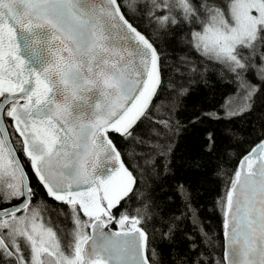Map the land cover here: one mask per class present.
<instances>
[{
    "label": "snow or ice",
    "instance_id": "obj_1",
    "mask_svg": "<svg viewBox=\"0 0 264 264\" xmlns=\"http://www.w3.org/2000/svg\"><path fill=\"white\" fill-rule=\"evenodd\" d=\"M142 5L161 26L197 27L189 29V47L226 64L244 92L241 111L251 107L258 89L245 74L264 82V0H231L227 13L208 0L200 7L190 0H0V264H165L156 241L171 249L176 222L195 217L177 181L166 198H179L183 210L149 229L154 201L138 192L139 169L167 178L171 161L158 162L173 150L157 130L170 132L172 124L153 119L165 87L161 55L122 11ZM181 61L186 71L177 75L199 71L195 61ZM167 87L178 96L189 91L183 83ZM146 122L155 139L145 138ZM133 200L143 208L133 210ZM221 203L223 259H206L200 245L212 242L201 230L199 243L185 235L187 252L171 264H264V132L245 150ZM112 224L119 230L105 231Z\"/></svg>",
    "mask_w": 264,
    "mask_h": 264
},
{
    "label": "trees",
    "instance_id": "obj_2",
    "mask_svg": "<svg viewBox=\"0 0 264 264\" xmlns=\"http://www.w3.org/2000/svg\"><path fill=\"white\" fill-rule=\"evenodd\" d=\"M212 1L216 3L222 0H208V3L222 12H228L231 0H226L223 6ZM125 2L128 0H118V3ZM190 3L200 7L201 0H190ZM122 10L129 21L151 40L161 55L165 87L159 90L156 104L160 107L154 109L156 116L153 119L169 120L172 124V130L167 133L166 130L157 128L160 132L159 142L173 145L168 160L158 162L159 166V163H167L170 160V174L163 178L153 175L145 168L139 169L141 184L138 192L144 194L141 199L154 201L149 212L153 219L148 221V228L151 229L153 223L162 217L180 215L183 208L179 198H176L175 203L169 202L166 198V193L172 195V185L179 181L188 189L196 215L193 217L188 214L176 222L178 228L171 249L167 245H161L159 240L156 241L157 249L162 250L165 264H171L172 260L177 259L178 254L187 252L185 235L195 236L199 243L198 233L202 230L212 243L208 244L207 241L202 243L201 251L205 252L206 259L219 261L223 259L224 208L221 202L215 200L219 196L224 197L228 182L233 179L245 150L257 139L258 134L264 132V82L260 83L261 80L252 72L245 74L246 79L258 90L249 101L251 107L247 111H241L244 106V92L238 87L235 74L226 64L204 58L189 47L187 43L189 29L199 30L197 27L188 22L179 26H161L154 20L150 21L143 5L134 13L126 12L124 8ZM178 11L177 7L171 15L176 16ZM181 57L195 61L199 71L191 77L177 75V68L181 72L186 71ZM189 79L192 80L191 84L188 83ZM170 82L178 85L183 83L189 88L188 94L178 96L167 87ZM225 106L233 109L237 116L231 118L218 116ZM193 120L197 122L193 123ZM142 130L148 134L146 139H155L147 122ZM209 134L213 138L212 141L209 140ZM130 163L132 167H136L138 161L131 160ZM32 186L37 187L34 178ZM48 203L51 204V201ZM131 208L133 210L143 208V205L140 200H133ZM62 226L72 227L68 224ZM156 226L159 228V223H156ZM86 231L88 233V229Z\"/></svg>",
    "mask_w": 264,
    "mask_h": 264
},
{
    "label": "bare ground",
    "instance_id": "obj_3",
    "mask_svg": "<svg viewBox=\"0 0 264 264\" xmlns=\"http://www.w3.org/2000/svg\"><path fill=\"white\" fill-rule=\"evenodd\" d=\"M227 1L226 0H222V1H220V2H216L215 3V1L213 2L212 1V3H214V4H217V5H219V6H223L225 3H226ZM262 81H260V83H261ZM232 111H234L233 109H231L230 107H228V106H225L223 109H222V111H220V113H218L217 115L219 116V115H222L223 117H225V118H231V117H234V116H237V114L236 115H232L231 114V112ZM219 171H221V168H219ZM222 196H219V197H217V199L215 200L216 202H221L222 201ZM222 232L224 233L225 232V230L224 229H222ZM222 233V234H223Z\"/></svg>",
    "mask_w": 264,
    "mask_h": 264
},
{
    "label": "water",
    "instance_id": "obj_4",
    "mask_svg": "<svg viewBox=\"0 0 264 264\" xmlns=\"http://www.w3.org/2000/svg\"><path fill=\"white\" fill-rule=\"evenodd\" d=\"M127 19V18H126ZM131 23V22H130ZM134 26V25H133ZM135 27V26H134ZM138 31H140L139 29H137ZM141 32V31H140ZM142 33V32H141ZM143 34V33H142ZM119 229H114L111 228L110 225L108 226V228L105 229V231L107 232H113V231H118ZM92 234V229L90 228V235ZM227 238L225 236V234L223 233V257L225 255V252L227 251ZM225 264H227V261H225Z\"/></svg>",
    "mask_w": 264,
    "mask_h": 264
},
{
    "label": "rangeland",
    "instance_id": "obj_5",
    "mask_svg": "<svg viewBox=\"0 0 264 264\" xmlns=\"http://www.w3.org/2000/svg\"><path fill=\"white\" fill-rule=\"evenodd\" d=\"M128 2H129V0H128ZM253 14L255 15L256 13H255V12H253ZM225 18L227 19V18H228V16H225Z\"/></svg>",
    "mask_w": 264,
    "mask_h": 264
}]
</instances>
